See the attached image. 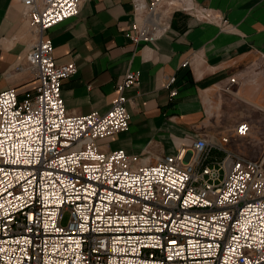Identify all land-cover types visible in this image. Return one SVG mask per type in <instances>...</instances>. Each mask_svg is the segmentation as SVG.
<instances>
[{
  "label": "built area",
  "instance_id": "obj_1",
  "mask_svg": "<svg viewBox=\"0 0 264 264\" xmlns=\"http://www.w3.org/2000/svg\"><path fill=\"white\" fill-rule=\"evenodd\" d=\"M21 1L38 31L26 54L36 83L21 96L0 91V264H264L260 163L225 148L227 137L149 165L103 152L99 140L128 130L126 93L140 73L124 75L105 113L70 115L61 92L77 69L55 61L47 32L92 0ZM161 4L132 0L134 46L166 34ZM249 130L240 123L235 134Z\"/></svg>",
  "mask_w": 264,
  "mask_h": 264
},
{
  "label": "crops",
  "instance_id": "obj_2",
  "mask_svg": "<svg viewBox=\"0 0 264 264\" xmlns=\"http://www.w3.org/2000/svg\"><path fill=\"white\" fill-rule=\"evenodd\" d=\"M161 10L171 29L153 44L128 40L131 0L81 3L77 17L47 32L55 61L77 69L61 92L70 115L105 113L125 73H140L127 93L129 130L97 142L103 152L136 155L139 165L189 149L198 137L215 141L240 123L251 126L238 123L248 110L264 112V0H164ZM23 11L21 0H0V91L15 88L19 96L36 83L26 53L38 31ZM207 13L226 18L231 31L203 21ZM172 75L177 95L170 100L164 84Z\"/></svg>",
  "mask_w": 264,
  "mask_h": 264
},
{
  "label": "rangeland",
  "instance_id": "obj_3",
  "mask_svg": "<svg viewBox=\"0 0 264 264\" xmlns=\"http://www.w3.org/2000/svg\"><path fill=\"white\" fill-rule=\"evenodd\" d=\"M163 1L162 0V4H163ZM131 3H132V0H131ZM162 4L160 6V9H159V13L163 16V20L165 21V24L167 25L168 24V30L166 32V34H168V32L170 31L171 29V22H170V19L169 17H165L162 13ZM24 7V6H23ZM133 8V6H132ZM134 10V8H133ZM195 12V15H199L200 13H202V11H196L194 8L193 9H190L188 12L192 14V12ZM23 15L24 17L26 18L29 26L33 27L31 25V22L30 20L28 19L25 11H23ZM78 16V15H77ZM76 16V17H77ZM200 17H202L203 21H208L210 23H213L215 25H217L219 27V29L221 31H231V24L229 23V21L224 18V17H216L210 13H207L205 16L200 15ZM75 18V17H74ZM136 20V17L133 13V20H132V23ZM131 23V24H132ZM130 24V26H131ZM35 30H37L36 28H34ZM165 34V35H166ZM164 35V36H165ZM163 36V37H164ZM162 38V37H161ZM161 38L157 39L155 42L153 43H156L157 41H159ZM153 43H149V44H153ZM27 54V53H26ZM185 62V61H184ZM183 62V63H184ZM188 62V60H187ZM182 63V64H183ZM189 64V62H188ZM187 64V66H188ZM259 65L262 67V70H264V63L260 62L259 61ZM186 66V67H187ZM186 67H183L181 65V68H186ZM19 69V68H18ZM129 72V71H128ZM126 74V73H125ZM176 78L175 75H172ZM170 76V77H172ZM124 77V76H123ZM168 77L167 80L170 78ZM123 79V78H122ZM121 79V80H122ZM166 80V81H167ZM234 81H232V79L230 80L231 83H235V79H233ZM165 81V84H164V88L166 86V82ZM176 82V81H175ZM118 84V83H117ZM116 84V85H117ZM140 84V75H139V82L138 84L135 86L137 87L138 85ZM175 85V84H174ZM116 87V86H115ZM133 87V88H135ZM132 88V89H133ZM9 89V88H8ZM166 89V88H165ZM176 89V88H175ZM169 93V99L172 100L174 97L171 98L170 96V91L168 89H166ZM3 91V90H2ZM130 91V90H129ZM177 91V90H176ZM128 93V91H127ZM126 93V95H127ZM177 95V94H176ZM128 98V96H127ZM113 100V99H112ZM128 101H129V98H128ZM128 104V103H127ZM234 105H232L230 108H229V113L233 115V111L235 110L236 108V101L233 102ZM243 106L242 105H239L238 109L242 108ZM129 114V113H128ZM246 116H243V117H239L238 119V123L240 121H243V120H246V121H251V126L249 125L250 127V130H249V133L245 136H237L235 134V129L236 127L239 125H237L234 129H232V131L226 135V136H222L220 137L218 140H215V141H209V140H206V141H209V142H213V143H217L219 144V142L221 141L220 139L223 138V137H227L229 139L228 143L225 144V148L231 150L236 156H239L241 158H244V159H247V160H251V161H255L257 163H260L261 165V169H262V172L264 174V112H260V111H251V110H248L246 111ZM128 130H129V121H128ZM127 130V131H128ZM126 131V132H127ZM231 136V137H230ZM197 139H200L199 137L196 138L195 140ZM204 139V138H203ZM194 140V141H195ZM230 140H231V146H230ZM193 141V142H194ZM212 154L213 156L215 155L216 156V160H221L223 158V155H221L220 153H218L216 150H213L212 151ZM129 157H137L136 155H128ZM137 162H138V157H137ZM68 221V214L65 213L64 215V218H63V221H62V224H66Z\"/></svg>",
  "mask_w": 264,
  "mask_h": 264
}]
</instances>
